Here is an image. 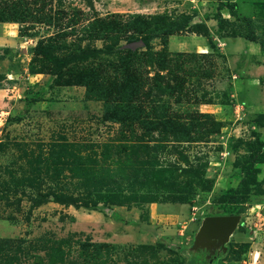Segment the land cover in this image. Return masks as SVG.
I'll return each instance as SVG.
<instances>
[{
  "label": "rangeland",
  "instance_id": "obj_1",
  "mask_svg": "<svg viewBox=\"0 0 264 264\" xmlns=\"http://www.w3.org/2000/svg\"><path fill=\"white\" fill-rule=\"evenodd\" d=\"M28 2L65 20L0 23L1 35L20 39L28 50L22 55L19 48L16 59L33 74L25 96L43 93L26 113L25 96L10 114L0 113V264H264V0ZM137 15L144 18L132 19ZM95 18L109 24L98 25L107 30L104 38L85 30ZM69 19L77 31L55 38L51 51L58 56L78 45H126L150 31L185 29L170 35L168 45L162 35L151 40L154 51L178 53L165 65L144 58L136 70L142 93L133 95L139 85L125 53L88 57L59 76L47 73L51 66L39 56L33 69L41 73L30 71V48ZM118 22L121 30L113 32ZM250 32L257 38L252 44L244 39L241 50H227L226 36ZM125 65L127 91L118 95L111 79ZM50 155H113L106 166L135 178L123 186L129 201L113 206L125 221L102 203L97 210L53 200L36 204L37 187L29 182L47 176ZM62 169L58 180L46 177L43 192L57 181L76 197L87 196L89 185L102 186L91 180L78 187L67 166ZM13 174L26 182L15 185ZM11 184L18 188L7 198L3 191ZM220 215L240 216L227 242L197 247L203 221ZM88 243L107 247L98 251Z\"/></svg>",
  "mask_w": 264,
  "mask_h": 264
},
{
  "label": "trees",
  "instance_id": "obj_2",
  "mask_svg": "<svg viewBox=\"0 0 264 264\" xmlns=\"http://www.w3.org/2000/svg\"><path fill=\"white\" fill-rule=\"evenodd\" d=\"M39 0H34V3L37 4ZM73 20L77 19V16L72 17ZM144 18V16H133L132 19L135 21H141ZM33 19V20H32ZM97 19V18H95ZM94 19V20H95ZM35 22H41V23H47L51 25L53 22L58 25V23H61L65 20V17L60 14H48L47 12H44V7H37L32 8L30 7V2L28 0H0V23L4 22H18V23H26L29 21ZM76 21V20H74ZM71 20L66 23V27L62 29H59L57 32H55L54 35H49L47 38H41L37 45L35 47L30 48V51L33 55L32 63H31V69L30 71L32 73H41L38 71H34L33 64L34 61L37 60V57L42 56L44 59L50 64L51 68L50 71L47 73H50L54 76H59L66 67H68L71 63L79 62L83 59H86L88 57H97L103 54L106 55H116L125 53L127 54L128 58L130 59V63L132 66L135 65V72L133 74L134 76V82H136L139 87L136 88V91L133 93V95H138L139 93H142V82L140 80V77L138 76L139 69H141L142 62H144L145 59H150L151 61L157 60L162 61V64H166L168 61H171L170 55H173L175 53H178V51L171 53L170 51H154L151 46V40L157 37H164L166 45H168V37L170 35H173L177 33L178 31H182L185 28L184 27H175L172 26L170 28L165 27L164 29H161L159 31H150L147 34L141 36V37H135L132 36L128 38L127 42H135L142 40L144 42V47H140L137 49L127 48L124 47V45H109L105 48H97V47H85L82 45H78L77 47H72L69 52H67L63 56H58L55 53H53L51 50L53 48L54 40L56 37L61 35H68L69 33H75L77 31V28L70 24ZM104 24V26H109V24L104 19L95 20V23L87 25L85 27V30L88 32H91V38L101 39L104 38L107 34V30L104 28L100 29L98 25ZM121 23H112V31L116 32L121 30L120 27ZM92 26V27H91ZM71 28L70 31L67 29ZM99 29V32L96 33V35L93 33L94 30ZM101 32V33H100ZM103 37H102V35ZM95 35V36H94ZM244 37H246L249 40L255 41L257 38L253 35L252 32L245 34ZM143 48H147V50H144ZM130 65V66H131ZM119 73H116L114 77L111 79V82L113 81L114 85H118V95H122V91H127V85L123 83V81H127L126 75L128 74L127 67L125 65V69H117ZM132 70V69H131ZM138 73H137V71ZM86 82V83H85ZM83 85H88V81H81ZM90 85V84H89ZM42 92H36L33 94L32 97H26L25 96V113L28 112L32 106L33 103L41 100ZM132 97V96H130ZM24 118V114L21 116H17L14 118H9L7 122H12L14 120L15 122L20 121ZM138 145L139 144H135ZM135 145H132L133 147H136ZM113 155H50L49 160H46V163H48L49 170L47 172V176L50 175L52 180H58L60 176L64 173V170L62 167H66L71 171V176L78 179V187L80 181H83L84 185L89 181L97 180L100 185H102L100 188L94 187L89 185L87 188V196H75L74 192H71L69 190L70 186L67 185V183H62L61 181H57L55 185H52L50 188V191L48 193H45L42 191L41 186L43 185V182L46 180V177L43 175H39L37 178H33L29 182L30 188L37 187V197H35L36 204H41L45 202L44 200H53L55 202L61 203L63 205L69 206L73 205L77 208L80 207H86L91 208L93 210H97L98 206L102 203L104 206L109 207L111 214L118 220V221H125V219L113 209L114 205H124V203L128 202L132 194H127L126 190L123 189V186H127L129 181L134 182V177L129 176L125 171L127 169L121 168L117 169L118 172L113 171L110 169L109 166H106L107 162L109 163V160L112 159ZM128 158H131L133 155H126ZM65 157V159H63ZM106 162V163H105ZM50 168H53L52 173H50ZM15 173V172H14ZM43 172H40L42 174ZM118 175H121L122 179H118ZM66 176V175H65ZM101 176L102 179L99 181L98 177ZM23 177H17L15 174H13V177L11 178V181L14 182L15 185H21L24 181L26 182V179H22ZM27 179H31V177H26ZM22 179V180H20ZM124 179V181H123ZM18 180V181H17ZM60 180V179H59ZM119 180V181H118ZM7 182V181H6ZM130 183V184H131ZM9 184V182H7ZM14 184H11L8 187H5V190L3 191V194L9 198L10 192L15 187ZM86 186V185H85ZM138 194V193H137ZM137 196V195H136ZM39 197H44L43 200H41ZM48 199H45V198ZM46 201V202H47ZM153 202V201H150ZM83 246H86L87 244L83 243ZM89 246L95 247L96 250L99 251L100 248L107 247V244H99V243H88ZM87 248V247H85ZM94 251V252H98ZM14 259V258H13ZM15 260V259H14Z\"/></svg>",
  "mask_w": 264,
  "mask_h": 264
},
{
  "label": "crops",
  "instance_id": "obj_3",
  "mask_svg": "<svg viewBox=\"0 0 264 264\" xmlns=\"http://www.w3.org/2000/svg\"><path fill=\"white\" fill-rule=\"evenodd\" d=\"M235 38L226 36L224 39L229 52L241 50L243 48L244 39L248 41L249 44L251 43V40L246 37L244 38V36L237 35ZM202 41H198V45H202L203 47L207 46V44ZM18 42H20V47H18ZM178 43L182 44L180 39ZM5 48H11V50L7 57L0 58V76L1 74L4 75L3 79L0 77V82L4 83L0 86V113L2 115L6 113L10 114L14 110L13 108L17 106L18 101L27 94V90H29L31 85V81L29 80L33 76V74L29 73L27 64L21 65L16 62V59L20 57L17 56L19 48L22 55L26 51L28 53V50L24 49L22 41L20 39L13 40L5 33L2 35L0 34V54H4L3 51H5ZM244 50H247V48ZM10 55H14V58H11ZM21 61L25 62V59L22 58ZM23 104L24 103L21 102V105ZM1 124L2 123H0V125Z\"/></svg>",
  "mask_w": 264,
  "mask_h": 264
},
{
  "label": "water",
  "instance_id": "obj_4",
  "mask_svg": "<svg viewBox=\"0 0 264 264\" xmlns=\"http://www.w3.org/2000/svg\"><path fill=\"white\" fill-rule=\"evenodd\" d=\"M124 47L137 49L144 47L142 40L135 41L124 45ZM240 221L239 215H220L207 217L198 232L197 239L195 240L197 247L209 243L214 245H222L227 242L229 236L237 228Z\"/></svg>",
  "mask_w": 264,
  "mask_h": 264
}]
</instances>
